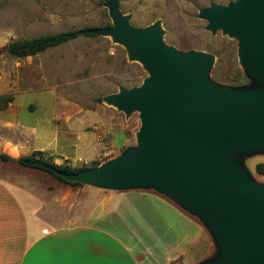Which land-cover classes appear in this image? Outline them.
<instances>
[{"label":"rangeland","instance_id":"1","mask_svg":"<svg viewBox=\"0 0 264 264\" xmlns=\"http://www.w3.org/2000/svg\"><path fill=\"white\" fill-rule=\"evenodd\" d=\"M237 1L118 3L130 26L145 31L159 23L162 40L169 47L212 58L205 75L208 83L226 91L263 92L264 81L249 76L241 63L238 39L222 28L210 30V21L200 17L201 9L226 7ZM112 27L107 0H0V98H13L6 109L0 99V157L10 156L17 144L19 152L13 153L17 156L41 151L58 165L90 170L139 148V111L128 115L107 97L118 95L122 89L141 87L152 74L132 58L123 43L111 35L92 32ZM69 31L78 32L79 37L34 57L15 58L6 50L15 41ZM223 153L255 189L264 191V170L258 169L264 165V149L224 148ZM0 170L14 172L48 190H63L65 200L78 191L84 199L128 191L87 183L82 187L64 185L47 173L1 158Z\"/></svg>","mask_w":264,"mask_h":264},{"label":"water","instance_id":"2","mask_svg":"<svg viewBox=\"0 0 264 264\" xmlns=\"http://www.w3.org/2000/svg\"><path fill=\"white\" fill-rule=\"evenodd\" d=\"M107 1L113 27L92 32L113 36L152 74L141 87L107 97L128 115L139 111V148L108 165L62 176L102 188H154L210 229L220 254L205 264H264V191L223 153L264 149V91H226L208 83L212 58L169 47L159 23L145 31L130 26L118 0ZM200 17L210 21V30L235 36L248 75L264 81V0L212 5Z\"/></svg>","mask_w":264,"mask_h":264},{"label":"crops","instance_id":"3","mask_svg":"<svg viewBox=\"0 0 264 264\" xmlns=\"http://www.w3.org/2000/svg\"><path fill=\"white\" fill-rule=\"evenodd\" d=\"M62 192L0 170V264H205L219 257L207 225L158 191L87 199L78 191L68 200Z\"/></svg>","mask_w":264,"mask_h":264},{"label":"trees","instance_id":"4","mask_svg":"<svg viewBox=\"0 0 264 264\" xmlns=\"http://www.w3.org/2000/svg\"><path fill=\"white\" fill-rule=\"evenodd\" d=\"M78 37H79V33L76 31L63 32L53 35H45L41 37L23 39L12 42L8 45L6 50L9 55L15 58L23 59L28 57H34L50 49L62 46L73 40H76ZM0 99L5 102L3 108H6L8 104L13 101L12 97L6 99L5 98H0ZM0 158L4 162H14L24 168L47 173L53 179L59 181L60 183L72 187H82L83 184L78 181L66 180L62 176V174H76L87 170L85 168H72L70 166L58 165L55 162L51 161L50 159L45 158L44 153L39 151L34 152L31 155L21 157L19 159H13L8 155H1ZM258 169L260 171H263L264 165L263 164L258 165Z\"/></svg>","mask_w":264,"mask_h":264}]
</instances>
